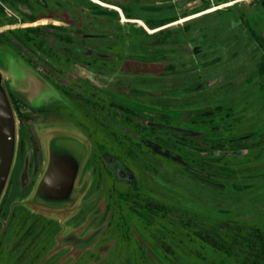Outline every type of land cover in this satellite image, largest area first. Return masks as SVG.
<instances>
[{"label": "rangeland", "instance_id": "rangeland-1", "mask_svg": "<svg viewBox=\"0 0 264 264\" xmlns=\"http://www.w3.org/2000/svg\"><path fill=\"white\" fill-rule=\"evenodd\" d=\"M261 1L223 0L215 8L201 0H31L40 20L0 27V33L42 24L83 30L88 35L89 48L103 54H116L118 58L105 60L112 73H97L78 64L70 65L67 68L70 77H61L63 85L68 87L76 77L89 80L97 89L107 91L105 94L96 89L97 96L110 99L111 93L120 102L140 111L168 114L162 121L165 127L206 132L203 143L207 146L218 138L256 134L254 138H243L252 146L249 153L236 158L204 160L208 167L213 164L214 169L210 168L218 175L204 181L165 158L145 157L150 169L140 168V194L145 193L152 202L170 208L173 214L165 218L144 211L151 224L146 232L142 231L145 221L135 215L129 219L136 233L140 232L155 246L154 252L162 251L165 235L171 237V242L176 241L172 245L174 259L169 264H202L205 259L207 263L220 264V257L205 251L181 225L176 214H186L191 221L217 230L220 224L229 223L239 224L245 231L253 228L264 231V143L263 147L260 145L261 140L264 141V76L258 71L264 50L249 28L250 25L264 37ZM93 5L101 9L89 10ZM119 5L128 7L142 19H128ZM174 17L178 20L155 29L147 24V20L158 22ZM160 30L171 32L166 43L160 42L163 37L158 33ZM0 71L4 76L3 87L6 88V82L10 83L30 104L50 109L60 106L66 110L69 100L45 80L49 74L42 67H29L13 49L0 47ZM13 117L14 161L19 139V119L14 111ZM30 124L43 152H46L48 134L54 131L74 134L93 148L86 134L68 119L67 113L38 116ZM202 124L207 128H201ZM168 137V145L176 152L180 142L192 146L201 144L200 139L183 141L173 135ZM255 144L258 146L254 147ZM180 153L199 163V158L190 152ZM149 187L155 192L154 196L141 189ZM25 205L29 206L27 202ZM75 213L50 216L59 220L63 228L61 236L73 229L67 225L76 218ZM83 222L84 218L80 220L84 234L93 232L97 226L95 220L90 224ZM119 229H114L113 233L117 234ZM110 242L111 239L106 241ZM103 243L100 240L87 251L90 256H99L98 262L87 264H122L116 258L122 250L120 243L108 255H98V247ZM67 248L72 249V246ZM140 251L145 257V252ZM70 261L60 264H70ZM231 264L238 263L232 261Z\"/></svg>", "mask_w": 264, "mask_h": 264}, {"label": "flooded vegetation", "instance_id": "flooded-vegetation-1", "mask_svg": "<svg viewBox=\"0 0 264 264\" xmlns=\"http://www.w3.org/2000/svg\"><path fill=\"white\" fill-rule=\"evenodd\" d=\"M0 3L2 4L1 0ZM57 78L52 86L55 91L62 93L69 100L66 110L60 106H53L50 109L46 106L30 104L23 95L12 88L10 83L6 82L5 89L19 119L16 159L19 154H23L24 163L19 177L14 182L11 180L12 176L10 177L0 202V264H60L61 261L65 262L70 259V264L96 262L99 256H90L87 251L96 246L100 240L104 243L98 247V255H108L115 250L117 243H120L122 250L116 258L122 264H169L174 259L175 251L172 245L176 241L171 242V237L167 234L163 237L162 251L154 252L155 246L150 244V241L140 232L136 233L137 229L129 219L131 215H135L145 221V229L142 231L146 232L151 224L145 218L144 211L165 218L173 214L170 208L152 202L144 195L145 193L140 194V168L150 169V162L145 157L154 155L165 158L182 167L185 172L204 181L218 178L217 173L212 170L214 169L213 164L208 167L204 160L220 159L224 156L236 158L245 155L251 148L241 149L240 144L249 146L245 143L246 140L249 136V138H254L256 134L218 138L207 146L203 143L207 135L202 130H193L195 135L179 136L161 129L162 121L168 117V114L162 112L144 110L149 113V116L144 118L146 123L142 130L139 127V108L129 105L127 107L132 109V122L131 127L125 126L114 120L115 118L122 120L125 116L122 109L124 103L120 102L114 94L110 93L112 97L110 99L97 96V91L103 93L104 90L97 89L89 80L76 77L68 84L69 92L72 94L68 97L61 89L64 86L60 81L61 77L58 75ZM104 93L107 94V91ZM94 96L95 99H93ZM40 108H45L46 111L33 112L34 109ZM62 112L67 113L73 125L78 126L86 134L93 148L91 149L85 141L89 152L74 186L73 196H77V201L73 207L48 210L34 203L33 198L48 165L49 137L61 132L54 131L48 134L46 152H43L30 123L35 122L38 116L49 114L61 116ZM203 125L200 127L207 128ZM21 126H24L22 136ZM169 135L176 136L183 141L200 139L201 144L192 146L180 142L176 146L178 149L176 152L166 141ZM244 137L247 139L234 143L230 141ZM22 139L24 144L20 147L19 143ZM114 140L120 143H115ZM153 144L159 145L163 151L169 152L173 157L182 158L183 162L175 161L173 157L156 152L152 147ZM233 144H238L237 148L240 150L231 148ZM260 145L263 147V140ZM256 146L258 145L255 144L254 147ZM181 151L197 156L199 163L195 164L193 160L180 153ZM24 172L26 175L23 179ZM141 189L152 196L155 195L151 187L148 190ZM97 201H100V206ZM25 202L29 206L25 205ZM148 204H157L164 209H149ZM140 207L143 209L139 210ZM73 211H76V218L67 225L73 229L61 236L63 228L59 220L50 216ZM176 215L186 217V214ZM86 216L87 219H85ZM83 218V223L88 222V224L95 220L94 225L97 226L93 232L84 234L82 223L80 224ZM116 228H120L117 234L113 233ZM148 237L152 238L150 235ZM108 239H111L110 243H106ZM68 246H72V249L67 248ZM141 249L145 252V257Z\"/></svg>", "mask_w": 264, "mask_h": 264}, {"label": "trees", "instance_id": "trees-1", "mask_svg": "<svg viewBox=\"0 0 264 264\" xmlns=\"http://www.w3.org/2000/svg\"><path fill=\"white\" fill-rule=\"evenodd\" d=\"M1 1L0 26L5 24L34 23L41 19L32 6L31 0ZM201 1L207 6H210L206 0ZM216 1L218 4L223 2V0ZM260 3L264 4V0ZM119 6L123 9L128 19H142L135 16L128 7ZM100 9L101 6L98 5H93L89 8L91 11H98ZM112 11L118 13L116 10ZM176 20H178L176 17L158 22L155 20H147V24L151 29H155ZM249 28L254 39L264 50V37L258 35L250 25ZM145 33L147 32L145 31ZM158 33L163 36L160 42L166 43L171 32L160 30ZM87 37L88 35L81 29L73 30L62 25L42 24L10 29L0 33V47L13 49L32 69L42 67L49 74L45 80L51 85L58 79V75L65 78L70 77V71L67 69L70 65L78 64L97 73L103 71L112 73L107 68V61L105 60H117L118 55L103 54L92 50L88 46ZM258 71L264 76V56L259 63ZM61 89L66 96H72L69 92V86L64 85ZM122 109L125 113L124 118L122 120L115 118L114 120L131 127L132 109L131 107H127L126 104H123ZM44 110L46 111L45 108L34 109L33 112L38 113ZM139 115V127L143 130L146 123L144 118L149 116V113L140 111ZM20 134L21 136L24 135V126L20 127ZM242 139L238 138L230 141L234 143ZM115 143L119 144L120 142L116 140ZM23 144L24 140L22 139L19 146L22 147ZM238 146V144H233L231 148H237ZM240 147L241 149H249L252 146L240 144ZM237 149L240 150L239 148ZM23 163L24 156L23 154H19L16 159L15 169L13 168L14 171L11 174L12 182L19 177ZM148 207L153 210L164 209L157 204H148ZM177 218L181 225L183 224L187 228L190 235L205 247V251H208L212 256L218 255L220 257V264H231L232 261L238 264H264V231L262 229L253 228L245 231L243 226L239 224L232 225L223 223L220 224V229L217 230L199 224L198 221H191L187 216H178ZM205 260L202 264H210V262L207 263Z\"/></svg>", "mask_w": 264, "mask_h": 264}, {"label": "water", "instance_id": "water-1", "mask_svg": "<svg viewBox=\"0 0 264 264\" xmlns=\"http://www.w3.org/2000/svg\"><path fill=\"white\" fill-rule=\"evenodd\" d=\"M3 81L4 76L0 71V197L6 191L5 186L8 185L7 182H9L14 168L13 155L16 137L14 109L7 91L3 87ZM161 129L179 136L195 135L193 131L164 126H161ZM152 147L160 154L173 157L157 144H153ZM88 152L87 143L74 134L61 132L50 136L48 165L38 185L33 202L48 210L72 208L77 201V196H73L74 186L87 159ZM173 159L183 162L180 157L175 156ZM25 175L24 172L23 179Z\"/></svg>", "mask_w": 264, "mask_h": 264}, {"label": "built area", "instance_id": "built-area-1", "mask_svg": "<svg viewBox=\"0 0 264 264\" xmlns=\"http://www.w3.org/2000/svg\"><path fill=\"white\" fill-rule=\"evenodd\" d=\"M207 2H209V4L215 8H218V3L216 0H206Z\"/></svg>", "mask_w": 264, "mask_h": 264}]
</instances>
